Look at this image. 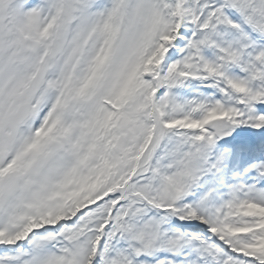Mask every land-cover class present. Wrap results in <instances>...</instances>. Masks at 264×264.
Instances as JSON below:
<instances>
[{
  "label": "snow or ice",
  "instance_id": "1",
  "mask_svg": "<svg viewBox=\"0 0 264 264\" xmlns=\"http://www.w3.org/2000/svg\"><path fill=\"white\" fill-rule=\"evenodd\" d=\"M0 264H264V0H0Z\"/></svg>",
  "mask_w": 264,
  "mask_h": 264
}]
</instances>
